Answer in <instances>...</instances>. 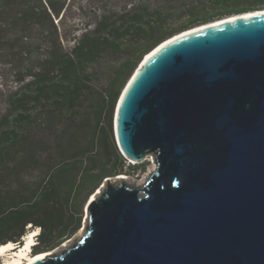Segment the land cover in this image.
I'll return each instance as SVG.
<instances>
[{
	"label": "water",
	"instance_id": "95a60500",
	"mask_svg": "<svg viewBox=\"0 0 264 264\" xmlns=\"http://www.w3.org/2000/svg\"><path fill=\"white\" fill-rule=\"evenodd\" d=\"M259 11L187 29L145 55L114 129L127 160L152 157L156 170L140 187L107 183L88 202L84 235L31 264H264Z\"/></svg>",
	"mask_w": 264,
	"mask_h": 264
},
{
	"label": "trees",
	"instance_id": "16d2710c",
	"mask_svg": "<svg viewBox=\"0 0 264 264\" xmlns=\"http://www.w3.org/2000/svg\"><path fill=\"white\" fill-rule=\"evenodd\" d=\"M90 5V20L75 29L82 33L67 48L61 25L71 0H0V67L10 64L17 83L0 118V246H21L33 228H40L34 253L71 238L81 220L68 211L72 198L126 167L117 145L97 129L105 112L112 120L117 96L138 62L182 31L264 9V0H96ZM35 30L36 45L29 35ZM120 54L129 58L108 65L115 82L105 95L93 75L104 58Z\"/></svg>",
	"mask_w": 264,
	"mask_h": 264
},
{
	"label": "rangeland",
	"instance_id": "374dc122",
	"mask_svg": "<svg viewBox=\"0 0 264 264\" xmlns=\"http://www.w3.org/2000/svg\"><path fill=\"white\" fill-rule=\"evenodd\" d=\"M95 1L96 0H71V6L69 7V9L66 12L64 19H63L64 24L61 25L62 26V34L68 40V41L67 40L64 41V44L67 48H70L71 46H73V44H74V42L72 41L73 36L75 34L80 35L82 33V30L81 31H75V29H77V28H79V29L83 28L84 29V24H86V22H88L90 20L89 14H90L91 9H92L90 3L93 5L95 3ZM79 7L81 9H79ZM249 12H251V11H249ZM233 15H237V14H233ZM226 17H228V16H226ZM221 19H223V18H221ZM58 21L59 20H56V22H58ZM214 21H216V20H214ZM200 25H202V24H200ZM29 35L31 38V42H33V44L36 45L37 44L36 42H38L37 41L38 40L37 39L38 32L35 30V31L31 32ZM34 48L36 49V47H34ZM144 57H143V59H144ZM128 58H129V56L123 55V54H120L117 58L109 57V56L104 58L101 61V63L96 67L95 75H93V78H92L93 83L95 84V87L98 90H100L103 94L108 95L109 91L111 90V86L115 82L114 74L112 73L111 69H108V65L114 64L117 66L118 64H122ZM142 60L140 62H138V64L136 65V67L134 68V70L132 71L130 76L126 79L125 83L123 84V86H122V88H121V90L117 96V99L115 101V106H114V110L112 113V120L109 117L108 112H105L104 116L101 119L100 125L97 129V133H99V134H100L101 130H105L106 138L108 139V141L111 144H113V146L117 145L116 139H115L114 118H115V113H116L118 101H119L121 94L124 91L126 85L130 81V79L132 78L134 73L136 72V70L139 67ZM16 88H17V83H16L15 72H14L13 67H11L10 64L3 65L2 67H0V118L8 111L7 105H6L7 95L10 92H12L13 90H15ZM117 147H118V145H117ZM125 165H126V167H125L124 171L121 172L119 175L111 176V177L108 176V177L104 178L94 189H92V187L96 184V182H93V183L89 184L88 187L84 188V190L79 195L72 198V200L68 204V211L71 213V216H73L74 220H76V219L79 220L81 218L80 226L71 238L63 241L59 246L55 247L54 249L46 250V251L58 250L65 243L72 241L71 242V245H72L80 239V237L78 235L83 230H85L88 202L91 199L92 195L95 192H97L98 188H101L104 185V183L106 182L107 179H109V178L114 179L117 176L123 175L126 177L125 181L127 183H129L135 187H140L150 177L149 176L145 180L147 173L149 172V170L151 169V167L153 165V161L151 158H149V159H147L141 163L132 164L129 160H126ZM129 165L131 167H129ZM140 183H142V184H140ZM31 231H34L35 236H36V235H38L40 228H33L29 231V233ZM35 240H36V243H38L36 237H35ZM17 247H19V246H17ZM41 252H45V251H40L38 253H41ZM27 253L33 254V255L35 254L33 252V250H31V252H27ZM14 255H15V251L10 250L9 252H7V254L5 256L0 257V264L10 262V261H14L15 259H17ZM22 262H24V261H22ZM14 264H17V263H14Z\"/></svg>",
	"mask_w": 264,
	"mask_h": 264
},
{
	"label": "bare ground",
	"instance_id": "6f19581e",
	"mask_svg": "<svg viewBox=\"0 0 264 264\" xmlns=\"http://www.w3.org/2000/svg\"><path fill=\"white\" fill-rule=\"evenodd\" d=\"M256 12H260V11L256 10V11H253V12H245V13H242V14L228 16V17H225L223 19H219V20L207 23V24L199 25V26H197L195 28H192L190 30H196V28L198 29L200 27L204 28L205 26H209L210 24H214V23H218V22L221 23V22H227V21H230V20H236V19H238V18H240L242 16H251V15H254V14H258ZM261 12H263V11H261ZM149 158L152 159V157H148L147 159H149ZM147 159H145V160H147ZM152 161H153V165H152L151 169L149 170V172L147 173L145 180L150 176V174H152V172H154L156 170V163H155L154 159H152ZM132 163L137 164L136 162H132ZM139 163H141V162H139ZM125 180H126V177L123 176V175L117 176L114 179H107L106 182L104 183V185L101 188H98L97 192H95L92 195L90 201L93 200L94 198H97L103 192L104 188H106V186H107V183L111 182V183L118 184L121 181H125ZM140 184H142V183H140ZM84 233H85V230H83L78 236L81 238L84 235ZM71 242L72 241L65 243L60 249L55 250V251H47V252L34 254V255L33 254H28L27 252H31V250L33 249V246L36 244L35 232L31 231L25 237L23 244L21 246H19V247H17L16 244H14V243H8V244H5V245H1L0 246V257L5 256L7 254V252H9L10 250H14L15 251V255L14 256L17 259H15L14 261L2 263V264H14V263H17V264H31L32 262H34L37 259L46 258L49 255L58 254L62 250L68 248L71 245ZM22 261H24V262H22Z\"/></svg>",
	"mask_w": 264,
	"mask_h": 264
}]
</instances>
